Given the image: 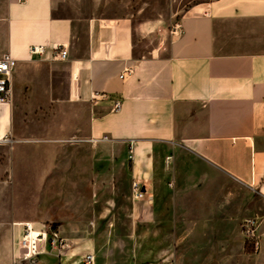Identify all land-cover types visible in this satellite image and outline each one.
<instances>
[{
  "label": "crops",
  "instance_id": "0c3cea01",
  "mask_svg": "<svg viewBox=\"0 0 264 264\" xmlns=\"http://www.w3.org/2000/svg\"><path fill=\"white\" fill-rule=\"evenodd\" d=\"M180 1L178 20L168 24L88 13L84 0H0V58L15 61L11 101L0 105V144L14 88L16 96L57 69L64 104L86 128L93 168L127 170L145 192L134 215L149 218L168 151L171 160L181 150L197 158L192 172H221L264 198V0ZM221 36L230 42L219 43ZM34 46L41 55L30 54ZM55 47L65 48L64 61L53 60ZM18 240L11 237L9 260ZM263 250L260 242L256 253Z\"/></svg>",
  "mask_w": 264,
  "mask_h": 264
},
{
  "label": "rangeland",
  "instance_id": "374dc122",
  "mask_svg": "<svg viewBox=\"0 0 264 264\" xmlns=\"http://www.w3.org/2000/svg\"><path fill=\"white\" fill-rule=\"evenodd\" d=\"M183 5L84 0L88 13L163 17L168 24L178 20ZM223 42L230 40L219 37ZM54 71V79L45 74L16 96L14 88L9 141L0 144V264H11V237L17 240L21 232L12 224L19 222L57 229L69 240V251L92 253L95 264H264V252L256 253L243 228L252 220L264 245V198L221 172H192L198 159L184 150L173 160L167 158L171 151L162 155L161 189L149 205L150 216L134 215L138 200L128 171L102 174L93 168L86 128L78 127L76 109L64 104L62 75ZM69 251L60 264L78 260H69ZM42 262L56 264L53 257Z\"/></svg>",
  "mask_w": 264,
  "mask_h": 264
},
{
  "label": "built area",
  "instance_id": "2783aa9c",
  "mask_svg": "<svg viewBox=\"0 0 264 264\" xmlns=\"http://www.w3.org/2000/svg\"><path fill=\"white\" fill-rule=\"evenodd\" d=\"M31 55H41L42 48L34 46L30 49ZM67 52L65 48L55 47L53 53L54 61H64ZM15 67V61L9 55L0 58V105L8 104L11 101V75ZM120 103L113 105L112 110H118ZM4 140L9 141L8 135ZM133 197L140 200L145 192L135 183H132ZM12 227L20 228V238L17 243V252L12 250L11 264H43L44 257H53L56 264L65 257L69 251V240L60 231L46 225H36L31 222L13 223ZM245 238L250 241L255 251L259 249V237L256 233L255 224L252 220H245ZM76 264H95V257L92 253L80 255ZM171 264V263H165Z\"/></svg>",
  "mask_w": 264,
  "mask_h": 264
},
{
  "label": "bare ground",
  "instance_id": "6f19581e",
  "mask_svg": "<svg viewBox=\"0 0 264 264\" xmlns=\"http://www.w3.org/2000/svg\"><path fill=\"white\" fill-rule=\"evenodd\" d=\"M4 138H5V137H4ZM4 138L2 139V141H1V142L6 144L7 142L4 140ZM134 199H135V200H137L135 197H134ZM147 201L149 202L150 200H149V199H147Z\"/></svg>",
  "mask_w": 264,
  "mask_h": 264
}]
</instances>
